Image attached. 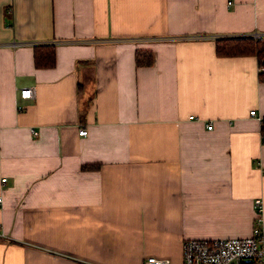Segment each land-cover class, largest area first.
Masks as SVG:
<instances>
[{
    "label": "crops",
    "instance_id": "crops-1",
    "mask_svg": "<svg viewBox=\"0 0 264 264\" xmlns=\"http://www.w3.org/2000/svg\"><path fill=\"white\" fill-rule=\"evenodd\" d=\"M255 32L264 0H0V264H181L184 238L248 235L264 80L215 38Z\"/></svg>",
    "mask_w": 264,
    "mask_h": 264
},
{
    "label": "built area",
    "instance_id": "built-area-1",
    "mask_svg": "<svg viewBox=\"0 0 264 264\" xmlns=\"http://www.w3.org/2000/svg\"><path fill=\"white\" fill-rule=\"evenodd\" d=\"M253 36L264 35L260 32L252 33ZM140 38L136 41H143ZM52 42L54 41H46ZM20 97L24 99L32 98L34 90L32 87H22L19 91ZM250 114L254 115L255 110L251 109ZM260 124H264V118L257 116ZM207 128H211L208 123ZM78 134H87V128H78ZM35 134L36 131L33 130ZM264 139V133L261 134ZM1 180H5L2 177ZM1 201V195H0ZM256 208V218L251 232L245 236H225V237H187L181 242V264H264V219L261 216L263 211V201L260 197L253 200ZM0 237L7 236L0 231ZM140 264H170L169 258L146 256Z\"/></svg>",
    "mask_w": 264,
    "mask_h": 264
},
{
    "label": "trees",
    "instance_id": "trees-1",
    "mask_svg": "<svg viewBox=\"0 0 264 264\" xmlns=\"http://www.w3.org/2000/svg\"><path fill=\"white\" fill-rule=\"evenodd\" d=\"M54 47L55 44L52 42L34 44V62L36 66L53 64ZM215 51L222 56L254 55L259 67L258 76L261 80H264V35L235 34L217 36L215 38ZM135 60L140 65L151 64L153 62V54L147 49H136ZM85 167L93 168L94 166L86 165Z\"/></svg>",
    "mask_w": 264,
    "mask_h": 264
},
{
    "label": "rangeland",
    "instance_id": "rangeland-1",
    "mask_svg": "<svg viewBox=\"0 0 264 264\" xmlns=\"http://www.w3.org/2000/svg\"><path fill=\"white\" fill-rule=\"evenodd\" d=\"M252 225H253V222H252ZM252 225H251V228H252ZM236 236H240V235H236ZM242 236H245V235H242Z\"/></svg>",
    "mask_w": 264,
    "mask_h": 264
}]
</instances>
